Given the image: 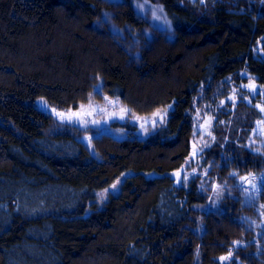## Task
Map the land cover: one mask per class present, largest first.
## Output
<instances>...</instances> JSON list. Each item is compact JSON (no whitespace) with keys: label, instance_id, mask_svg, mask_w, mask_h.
Instances as JSON below:
<instances>
[{"label":"trees","instance_id":"16d2710c","mask_svg":"<svg viewBox=\"0 0 264 264\" xmlns=\"http://www.w3.org/2000/svg\"><path fill=\"white\" fill-rule=\"evenodd\" d=\"M206 1L0 0V264H222L238 241L235 261L264 264L233 175L264 171V156L238 128L207 151L227 187L217 209L199 177L182 180L198 94L243 72L264 86V3ZM142 32L137 51L117 38ZM103 94L139 114L173 108L146 137L103 132L91 148L37 104ZM241 106L247 133L260 112Z\"/></svg>","mask_w":264,"mask_h":264},{"label":"rangeland","instance_id":"374dc122","mask_svg":"<svg viewBox=\"0 0 264 264\" xmlns=\"http://www.w3.org/2000/svg\"><path fill=\"white\" fill-rule=\"evenodd\" d=\"M192 1H202L204 4L207 2L206 0ZM250 1L254 3L257 0ZM260 1L264 3V0ZM144 14L152 18L153 11L144 12ZM161 25L164 24L161 23ZM144 36L145 32H142L126 39L122 38L121 35H117V38L130 50L137 51L145 42ZM97 88L100 90V85H97ZM204 93L203 91L198 94L190 110L194 122L192 137V154L194 155L190 156L191 159L184 165L182 180L189 182L199 177L201 179L200 187L204 190H211L206 208L217 209L222 202L227 187L225 182L220 181L216 176L210 175L212 160L208 164L206 163L208 159L207 151L216 142L217 145L219 144L223 148L233 138V129L238 128L239 134L245 138V145L250 150L264 156V86L260 85L252 75L243 72L239 81L229 79L223 85L221 84L214 94L204 96ZM241 103H245V108L250 111L255 109L260 112L259 118L255 119L253 128H250L247 133H244L243 129L247 130V127L245 128V125L240 123L241 119L238 114L239 108L242 107ZM37 104L54 117V129L76 130L79 138L91 148L92 138L103 132L116 137H146L166 123L173 108V104H169L153 113L139 114L132 111L119 98L106 94L102 95V99L93 98L80 103L77 107L60 108L50 104L44 98H39ZM58 113L63 115H58ZM239 134L237 140L241 138ZM233 175L237 177V188L243 196V204L255 210L254 216L243 214L241 220L245 222L248 228L253 230L255 233L253 241L257 243L260 249H263L264 171L240 173L234 170ZM123 178H119L111 186L98 191L96 201L99 205L104 203L110 193L118 191ZM245 245V241L236 242L230 252L222 255L219 261L222 264H233V262L236 264H249L241 259L234 260L236 250ZM259 252L258 250L257 253Z\"/></svg>","mask_w":264,"mask_h":264},{"label":"water","instance_id":"95a60500","mask_svg":"<svg viewBox=\"0 0 264 264\" xmlns=\"http://www.w3.org/2000/svg\"><path fill=\"white\" fill-rule=\"evenodd\" d=\"M174 175H176L177 177H179V173L178 172H174Z\"/></svg>","mask_w":264,"mask_h":264},{"label":"snow or ice","instance_id":"6c2138e0","mask_svg":"<svg viewBox=\"0 0 264 264\" xmlns=\"http://www.w3.org/2000/svg\"><path fill=\"white\" fill-rule=\"evenodd\" d=\"M58 115H61V116H62L63 114H61V113H58ZM161 118H162V117H161Z\"/></svg>","mask_w":264,"mask_h":264}]
</instances>
